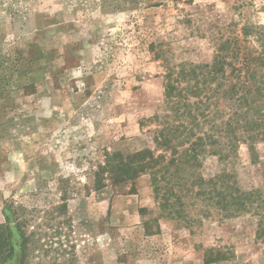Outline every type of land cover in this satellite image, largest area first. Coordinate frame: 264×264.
Returning a JSON list of instances; mask_svg holds the SVG:
<instances>
[{
    "label": "rangeland",
    "instance_id": "374dc122",
    "mask_svg": "<svg viewBox=\"0 0 264 264\" xmlns=\"http://www.w3.org/2000/svg\"><path fill=\"white\" fill-rule=\"evenodd\" d=\"M251 27L264 29V0H0V50L36 63L0 100V223L5 201L26 207L29 264H264L259 216L227 217L215 193L224 173L264 193V142L256 160L242 143L181 164L188 143L158 146L151 120L164 61H211L225 39L261 48ZM147 148L165 171L118 184L106 171L99 188L108 153Z\"/></svg>",
    "mask_w": 264,
    "mask_h": 264
},
{
    "label": "trees",
    "instance_id": "16d2710c",
    "mask_svg": "<svg viewBox=\"0 0 264 264\" xmlns=\"http://www.w3.org/2000/svg\"><path fill=\"white\" fill-rule=\"evenodd\" d=\"M244 33L254 35L262 47L225 39L217 46L211 61H164L165 110L151 119L162 126L154 131V142L168 146L179 138L186 141L188 146L180 152L178 160L181 164L197 162L206 152L226 159L236 153L242 143L248 146L252 158L257 159V146L264 142V29L251 27ZM35 64L26 59L18 47L4 55L0 50V100L10 103L16 100L20 75L32 72ZM175 151L179 152L176 148ZM120 157L119 153L106 155L102 171L95 176L99 188L103 187L104 179L98 176L106 171L114 184L137 178L148 170L155 174L165 171L166 165L162 163L165 156L155 155L152 149ZM215 185L218 204L227 211V217H237L244 212L257 214L256 237L264 240V193L242 189L225 173L217 175ZM66 207L63 204L57 208L63 211ZM3 210L0 264H29V244L36 245L33 240L36 234L28 235L25 230L27 209L24 205L15 209L12 203L5 201ZM224 257L222 250L217 249L215 255L208 256V262Z\"/></svg>",
    "mask_w": 264,
    "mask_h": 264
}]
</instances>
